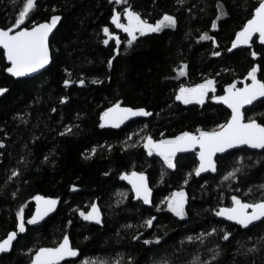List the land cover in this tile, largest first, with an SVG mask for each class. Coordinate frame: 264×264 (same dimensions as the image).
<instances>
[{"label": "trees", "instance_id": "obj_1", "mask_svg": "<svg viewBox=\"0 0 264 264\" xmlns=\"http://www.w3.org/2000/svg\"><path fill=\"white\" fill-rule=\"evenodd\" d=\"M25 3L0 0V27L14 23ZM129 3L149 23L169 14L176 18V26L138 35L129 46L127 34L111 24L113 10L122 13L125 5L110 0H38L32 14L35 23L49 21L52 15L62 17L50 40L49 68L32 79H14L7 74L8 65L0 50V88L8 90L0 95V142L5 145L0 148V240L16 230V213L21 206L25 221L30 219L33 197L60 201L57 213L43 225L26 224V232L0 263L30 264L29 250L55 247L69 234L73 247L81 253L77 264L84 259L99 264H160L165 259L170 264H191L195 257L210 260V250L214 249L220 252L214 264H264V245L257 244L264 236V222L243 229L215 215L219 207L231 206L232 195L245 202L260 198L257 186L264 184V151L244 148L228 153L218 159L214 175L197 178L194 154L177 156V168L167 169L161 157L148 155L142 140L146 135L159 140L197 128L211 130L230 118V112L211 99L204 105H185L175 96L181 85L194 86L206 78L217 81V95H222L229 83L241 86L249 82L245 79L248 71L257 63L264 64V46L256 42L252 48L233 53L227 49L258 6L257 0ZM220 8L226 15L217 20ZM214 21L216 29H212ZM104 27L120 37L119 55L114 40L103 43L107 39ZM205 32L215 38L218 48L211 40L199 39ZM253 49L258 53L256 60L250 55ZM213 51L221 55L213 56ZM114 56L109 68L108 61ZM183 65H187L186 74L178 78ZM80 78L85 79L83 86L78 83ZM258 78L264 79V75L258 73ZM65 80L73 83L65 87ZM117 102L144 108L153 115L121 130L101 128L100 117ZM258 113H264V104L259 102L245 111L246 118L264 121ZM67 128L72 131L60 135ZM234 168L241 169L238 178L224 181ZM13 170L19 176L9 179ZM134 170L148 174L155 205L183 186L188 194L186 219L180 220L166 208L157 211L154 206L134 202L129 187L119 181L122 173ZM189 172L193 175L184 186ZM249 188L252 194L244 195ZM93 203L102 211L101 224L79 215L88 212ZM152 216L157 218L153 227L144 226ZM213 228L216 233L205 236L202 243L188 241V237L211 233ZM225 231L232 233L228 241L222 239ZM145 240L152 243L145 244ZM253 246L259 251L243 254Z\"/></svg>", "mask_w": 264, "mask_h": 264}, {"label": "snow or ice", "instance_id": "obj_2", "mask_svg": "<svg viewBox=\"0 0 264 264\" xmlns=\"http://www.w3.org/2000/svg\"><path fill=\"white\" fill-rule=\"evenodd\" d=\"M110 2H114L117 5H125L122 13L115 9L113 10L111 24L115 25L116 29H120L127 34V44L129 46L138 39V35L144 36L149 33H159L166 28H174L176 26V18L172 15L164 14L162 19L157 20L153 24L143 19L140 13L134 11L129 0H110ZM179 2L183 3V0H179ZM257 3L258 6L251 13V17L243 25L242 29L236 33L231 47L227 49L228 52H231L241 45L252 48L253 44L257 42L254 40V37L258 38L259 45L264 46V0H257ZM37 6L38 0H26L22 10L19 11L18 16L15 18L14 23H11L7 28L0 27V49L3 50V56L8 61L6 71L12 77L22 78L37 73L44 69L51 61L49 36L56 29L62 17L60 15H52L49 22L35 23L32 14ZM121 15L126 19V23L121 22ZM224 15L226 13L221 10L220 16H217L216 19L219 20ZM28 23L32 24L31 28L27 27ZM216 28L217 23L214 21L212 23V29ZM103 33L107 37L103 43L108 45L110 40H114L117 49L116 54L119 55L120 37L110 32L108 27L103 28ZM199 39L202 41L211 40L215 47H219L215 38L209 36L207 32L202 34ZM212 55L220 56L221 53L219 51H213ZM250 55L254 60L259 58L257 51L254 49L250 52ZM114 59L115 56L108 61L109 68L112 67ZM186 69L187 65H183L179 75H185ZM258 73L264 75V64L257 63L248 71L245 79L246 81H250V83L244 82L243 87H237L238 82L229 83L227 87L223 88L222 95L216 94L217 81L213 78H206L202 83L194 86L181 85L175 96L177 101L185 105L193 103L204 105L208 99H211L218 104L226 105L231 110L230 118L223 123H219L211 130L197 128L195 132L185 131L175 137L167 139L161 138L160 140H155L151 135L143 136V148L149 156L155 153L161 157L167 169L172 170L177 168L178 162L176 157L178 153L195 152L199 164L193 171L197 177L201 176L202 173H216L218 171V159L220 158L218 154L229 153V150L243 147L253 150H264V121L257 122L254 117L246 118L244 111L245 106L255 107L254 102L264 104V79H258ZM97 82L96 80L92 81V83ZM71 83L73 82L70 80L64 81L65 87ZM78 83L80 86H83L85 79L80 78ZM7 91L5 88H0V95H3ZM60 102L65 103L66 98L61 99ZM52 111L55 112L56 109L53 108ZM152 115L151 112L144 108L122 107L121 102H117L102 114L100 117L102 121L100 127L110 126L112 128H120L122 124L133 118L150 117ZM258 115L264 116V113H258ZM246 119L247 122H245ZM71 131V128H67L60 135L63 136ZM161 135L163 137V134ZM4 147V143L0 142V148ZM95 151L93 148V155ZM240 172V168H234L223 177V180L229 181L237 179L238 173ZM163 175L164 172L161 173L162 177ZM192 175V172L187 174L183 181L184 186L189 183ZM17 176H19V172L13 170L9 179ZM120 178L127 180L131 184L135 198L141 200L143 204L154 206L157 211H164L166 208L168 212L180 220L186 219L188 194L183 186L164 197L159 205H155L152 199V189L149 187L148 178L143 172L133 171L130 174L125 173ZM75 190V187H73V191ZM257 191L261 194L260 198L250 202H245L237 195H232L231 206L219 207L215 210V215L223 217L227 221L234 222L244 229H249L256 222H264V184L257 186ZM250 194H252L251 188L244 195L247 196ZM13 195L15 196V193ZM121 195L126 198V194ZM33 199L36 202L35 213L30 219L25 221L24 206H21L16 213L18 221L16 230L9 232L5 239L0 240V254L8 253L12 250L13 242L17 240L18 235L26 232V224L36 225L43 221L50 213L56 211L57 205L60 202L58 199L39 195L33 197ZM79 215L85 221H93L96 224L102 223L100 209L95 203L91 205L90 211L86 213L81 211ZM156 219L155 216L146 219L144 226L148 228L153 227V222ZM69 224H71V221H69ZM128 227H131V225H128ZM215 233L216 229L213 228L211 233H201L195 238L188 237V241L192 243L199 240L202 243L205 236ZM231 236L232 233L225 231L222 239L228 241ZM138 238L134 237V239ZM155 242L160 243V240L157 239ZM144 243L150 244L152 241L145 240ZM257 244L264 245V236L259 238ZM210 251L213 252L210 260H201L199 257H195L191 261V264H214L218 260L220 252L218 249ZM257 251H259V248L253 246L247 248L243 254L247 255ZM29 255L31 256L30 264H61V262L69 261V258L79 257L81 253L71 245L69 236L64 235L62 241L57 246L40 247L34 251L29 250ZM69 264H74V261H69ZM80 264H99V262L84 259ZM115 264H120V261H116ZM129 264H131V261ZM160 264H170V262L165 259Z\"/></svg>", "mask_w": 264, "mask_h": 264}, {"label": "water", "instance_id": "obj_3", "mask_svg": "<svg viewBox=\"0 0 264 264\" xmlns=\"http://www.w3.org/2000/svg\"><path fill=\"white\" fill-rule=\"evenodd\" d=\"M50 21V20H49ZM49 21H46V22H49ZM60 23H61V21L58 23V25H57V27H56V29H54L53 30V33H51L50 34V36H49V48H50V40H51V38H52V36L54 35V33L56 32V30L58 29V27H59V25H60ZM241 30V29H240ZM239 30V31H240ZM238 32V31H237ZM236 32V33H237ZM236 35V34H235ZM234 39H235V36H234V38H233V40H232V42L234 41ZM254 40H257V42H258V38L257 37H254ZM232 42H231V44H232ZM259 44V43H258ZM230 47H231V45H230ZM243 49H249V47L248 46H244V45H241V46H238V48H236V49H233L231 52H229V53H233V52H235V51H237V50H243ZM0 50H2V49H0ZM3 51V50H2ZM50 56H51V61H50V63L44 68V69H42V70H40L39 72H37V73H34V74H31V75H29V76H26V77H22V78H16V77H12L9 73H7L10 77H12V78H14V79H17V80H25V79H32V78H34V77H36V76H38L39 74H41V73H43L45 70H47L48 68H49V66L51 65V63H52V51H51V48H50ZM6 59V58H5ZM6 63H7V65H8V61L6 60ZM259 79V78H258ZM248 83H250V81L248 82ZM237 87H243V85H241V86H237ZM258 102H254V104H257ZM221 105H223V104H221ZM122 106V105H121ZM229 112H231V110L230 109H228L227 108V106L226 105H223ZM112 107V106H111ZM122 107H127V106H122ZM251 107H253V106H245V109H244V111H246L247 109H249V108H251ZM151 117V116H150ZM149 117H136V118H133L132 120H130V121H126L124 124H122L121 126H120V128H112V127H110V126H105V128L106 129H112V130H121V129H123V128H125L128 124H130L131 122H134V121H137V120H140V119H148ZM245 122H247V120L245 121ZM258 122V121H257ZM181 134V133H180ZM179 135V134H178ZM177 136V135H176ZM175 137V136H174ZM168 138H172V137H168ZM167 139V138H166ZM160 140V139H159ZM244 148H247V147H243V148H240V149H244ZM247 149H249V150H251V151H257V152H262V151H264V150H253V149H250V148H247ZM236 150H239V149H232V150H229V153H231V152H233V151H236ZM192 154H194L195 156H196V158H197V155H196V153L195 152H186V153H178L177 154V156H184V155H192ZM226 154H228V153H225V154H218V157H223V156H225ZM157 155V154H156ZM197 161H198V158H197ZM198 164H199V161H198ZM198 167V166H197ZM134 171H136V170H134ZM133 172V171H132ZM136 172H142V171H136ZM125 173H127V172H124V173H122L121 175H123V174H125ZM131 172H129L128 174H130ZM145 175H146V177L148 178V183H149V187L152 189V187H151V185H150V181H149V177H148V174L147 173H145V172H143ZM215 173H211V172H208V173H202L201 174V176H199V177H202V176H208V175H214ZM121 175H120V177H121ZM119 177V181L121 182V183H124L127 187H129V189L131 190V192H132V195H133V200H134V202H136V203H138V202H140V203H142L143 204V202L141 201V200H137L136 198H135V194H134V192L132 191V186H131V184H129L128 183V181L127 180H122L121 178ZM197 177V176H196ZM199 177H197V178H199ZM153 196H154V190L152 189V199H153ZM95 204H97V203H95ZM98 205V204H97ZM145 207H148V208H151L152 206H149V205H145V204H143ZM98 207H99V205H98ZM35 208H36V202H35V207H34V211H33V214L35 213ZM99 209H100V207H99ZM91 210V207L89 208V210L88 211H90ZM57 211H58V205H57V208H56V211L55 212H52V213H50L49 214V216L48 217H46L43 221H41V222H39L38 224H36V225H31V226H34V227H39V226H41V225H43L45 222H47L50 218H52L56 213H57ZM100 212H101V216H102V220H103V214H102V211H101V209H100ZM32 214V215H33ZM31 215V216H32ZM31 218V217H30ZM218 219H221V220H223V221H226V222H229V223H231V224H233V225H236L234 222H231V221H227L226 219H224L223 217H218ZM90 223H92V224H96L95 222H93V221H89ZM259 223H261V222H256L255 223V225H257V224H259ZM254 225V226H255ZM236 226H238V225H236ZM240 227V226H239ZM251 227H253V226H250L249 228H251ZM244 229V228H243ZM66 235H68L69 236V234H66ZM19 236H20V234L18 235V237H17V240H15L14 242H13V247H14V245L17 243V241H18V239H19ZM6 238V237H5ZM4 238V239H5ZM69 239H70V237H69ZM3 240V239H2ZM70 243H71V240H70ZM71 245H72V243H71ZM12 250H13V248H12ZM12 250L10 251V252H8V253H3V254H0V260L4 257V256H6V255H9L11 252H12ZM78 258L79 257H76V258H69V261H76V260H78ZM65 262H68V261H64V262H61V264H64ZM1 264V263H0Z\"/></svg>", "mask_w": 264, "mask_h": 264}, {"label": "rangeland", "instance_id": "obj_4", "mask_svg": "<svg viewBox=\"0 0 264 264\" xmlns=\"http://www.w3.org/2000/svg\"><path fill=\"white\" fill-rule=\"evenodd\" d=\"M221 10H223V11L225 12V10H224L223 8H220V14H221ZM219 16H220V15H219ZM224 16H225V15H224ZM224 16H223V17H224ZM223 17H222V18H223ZM122 22H123V23H126L127 21H126V19L124 18V20H123ZM179 76H180V75H179ZM178 78H179V77H178ZM178 78H177V79H178Z\"/></svg>", "mask_w": 264, "mask_h": 264}, {"label": "flooded vegetation", "instance_id": "obj_5", "mask_svg": "<svg viewBox=\"0 0 264 264\" xmlns=\"http://www.w3.org/2000/svg\"><path fill=\"white\" fill-rule=\"evenodd\" d=\"M179 78H183V76L180 75ZM72 246H73V245H72ZM78 259H79V258H78ZM77 261H78V260L74 261V264H77ZM64 264H69V261H68V262H65Z\"/></svg>", "mask_w": 264, "mask_h": 264}]
</instances>
